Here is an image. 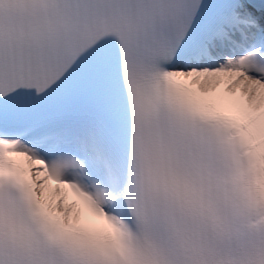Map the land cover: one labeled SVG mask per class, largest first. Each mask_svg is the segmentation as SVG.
<instances>
[{
  "label": "snow or ice",
  "instance_id": "1",
  "mask_svg": "<svg viewBox=\"0 0 264 264\" xmlns=\"http://www.w3.org/2000/svg\"><path fill=\"white\" fill-rule=\"evenodd\" d=\"M0 264H264V0H0Z\"/></svg>",
  "mask_w": 264,
  "mask_h": 264
}]
</instances>
